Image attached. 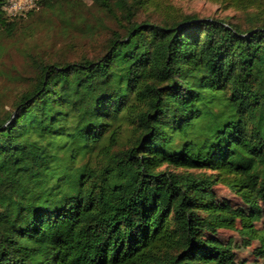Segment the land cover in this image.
<instances>
[{
	"label": "trees",
	"instance_id": "trees-1",
	"mask_svg": "<svg viewBox=\"0 0 264 264\" xmlns=\"http://www.w3.org/2000/svg\"><path fill=\"white\" fill-rule=\"evenodd\" d=\"M213 1L242 16L92 0L122 27L101 52L33 58L0 115V264H240L218 232L254 231L264 203V0ZM4 2L12 35L58 0L14 17Z\"/></svg>",
	"mask_w": 264,
	"mask_h": 264
},
{
	"label": "rangeland",
	"instance_id": "rangeland-1",
	"mask_svg": "<svg viewBox=\"0 0 264 264\" xmlns=\"http://www.w3.org/2000/svg\"><path fill=\"white\" fill-rule=\"evenodd\" d=\"M61 1L67 6H60ZM78 2L80 0H58L53 8L42 6L33 15L25 17L17 32L0 34V115L11 108L20 92L28 88L35 78L33 58L75 59L82 54L93 57L101 52L113 29H122L115 18L96 7L92 0ZM167 2L197 16H242L241 12L213 0ZM64 10L69 13L65 14ZM71 11H75L77 16H86L90 22H101L98 34L88 36L81 27L70 24L67 15L69 17ZM145 14L142 16L148 15ZM215 190L220 203L231 201L234 210L246 208L248 213L251 212V207L245 206L228 185L218 183ZM258 209L254 231L246 229L239 218L234 228H222L218 232V236L235 250L240 264H264V203H259Z\"/></svg>",
	"mask_w": 264,
	"mask_h": 264
},
{
	"label": "built area",
	"instance_id": "built-area-1",
	"mask_svg": "<svg viewBox=\"0 0 264 264\" xmlns=\"http://www.w3.org/2000/svg\"><path fill=\"white\" fill-rule=\"evenodd\" d=\"M39 0H5L3 9L6 14L14 17L26 15L29 11L38 6Z\"/></svg>",
	"mask_w": 264,
	"mask_h": 264
}]
</instances>
